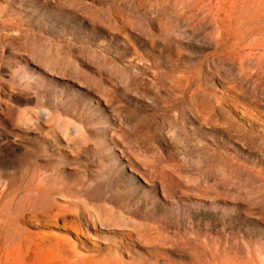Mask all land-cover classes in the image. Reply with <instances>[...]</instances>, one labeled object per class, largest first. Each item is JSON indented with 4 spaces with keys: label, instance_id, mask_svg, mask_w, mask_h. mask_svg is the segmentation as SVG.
Wrapping results in <instances>:
<instances>
[{
    "label": "rangeland",
    "instance_id": "rangeland-1",
    "mask_svg": "<svg viewBox=\"0 0 264 264\" xmlns=\"http://www.w3.org/2000/svg\"><path fill=\"white\" fill-rule=\"evenodd\" d=\"M144 263L264 264V0H0V264Z\"/></svg>",
    "mask_w": 264,
    "mask_h": 264
},
{
    "label": "bare ground",
    "instance_id": "bare-ground-1",
    "mask_svg": "<svg viewBox=\"0 0 264 264\" xmlns=\"http://www.w3.org/2000/svg\"><path fill=\"white\" fill-rule=\"evenodd\" d=\"M127 95V94H126ZM124 98V97H123ZM128 231V230H127ZM152 231V230H151ZM124 239V238H123ZM129 239V238H128ZM122 240V239H121ZM120 240V241H121ZM130 240V239H129ZM128 241V240H127ZM119 242V241H118ZM122 242V241H121ZM121 242H120V244H121ZM119 245V244H118ZM124 246V245H123ZM127 246V245H126ZM126 248V247H125ZM138 248V247H137ZM136 248V249H137ZM120 249H123L124 250V248H120ZM134 249V248H133ZM128 250V249H127ZM129 253H130V250H129ZM146 253V252H145ZM147 253H148V251H147ZM150 253V252H149ZM131 255V254H130ZM149 255V254H148ZM135 257V256H134ZM141 259V258H140ZM147 259V258H146ZM145 260V259H144ZM160 260V259H159ZM105 262V261H104ZM159 262V261H158ZM139 263V262H138ZM155 263H157V261L155 262ZM145 264V263H144Z\"/></svg>",
    "mask_w": 264,
    "mask_h": 264
}]
</instances>
